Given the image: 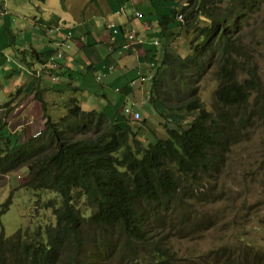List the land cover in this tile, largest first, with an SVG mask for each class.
<instances>
[{
  "label": "trees",
  "instance_id": "1",
  "mask_svg": "<svg viewBox=\"0 0 264 264\" xmlns=\"http://www.w3.org/2000/svg\"><path fill=\"white\" fill-rule=\"evenodd\" d=\"M221 1L190 0L192 6L181 9L187 22L196 11L210 18L209 26L197 27L205 40L200 45L190 41L186 56L165 54L150 73L157 87L161 74L166 78L191 71L201 78L208 65L215 62L220 82L213 113L198 98L176 110L160 109L166 117L168 137H158L146 146L136 137L134 125L124 128L122 123H114L105 110H84L72 98L60 122L52 120L42 102V130L37 135L18 138L15 144L6 140L0 150V175L28 166L24 185L54 191L59 200L45 202L44 206L52 209L55 223H48L42 233L26 230L28 236L18 232L9 239L0 238V264H55L62 250L69 251L71 264H93L119 247L120 240L109 233L111 228L150 248L145 234L154 209L176 214L178 224L184 217L189 218L193 202L207 194L199 186L220 170L223 153L250 127L247 123L252 117L264 116L259 68L250 61L253 57L248 46L252 43L231 35L261 0ZM9 32H13L12 26ZM55 51L58 52L54 49L51 54ZM175 56L185 57L178 62L182 68L174 64ZM240 67L247 75L243 82L238 78ZM169 78L161 80L167 83ZM154 106L159 108L156 101ZM141 118L136 121L145 126L148 120L145 115ZM89 130L91 137H76ZM82 196L86 199L84 208L75 204V199ZM243 254L256 264L254 246ZM221 255L237 260L231 251ZM174 260L173 252L171 255L164 248L157 263L177 264Z\"/></svg>",
  "mask_w": 264,
  "mask_h": 264
},
{
  "label": "rangeland",
  "instance_id": "2",
  "mask_svg": "<svg viewBox=\"0 0 264 264\" xmlns=\"http://www.w3.org/2000/svg\"><path fill=\"white\" fill-rule=\"evenodd\" d=\"M15 1L23 6L26 3L22 0ZM35 1L36 3L28 0L25 5L29 8L30 13L26 17V22L31 23L30 25L25 24V28L29 29V26L31 28L33 20L38 25L47 24L46 26H37L38 30L35 34L39 36L41 43L37 42L36 36H34L32 43L29 42L30 34H25L28 31L19 28L15 30L13 36L15 37L21 31L24 33L21 36L22 41H18L16 44L23 45L20 47V50L23 49V51L16 52L19 50L13 51L11 47L9 50L13 54V56L10 54V58L14 59L19 66L24 63L26 67L33 68L35 60L32 59L38 55L34 49H37L40 52L38 56L44 60L38 66L42 68V71L39 78H34L32 72L28 73V83L30 82L31 86L34 82L35 90L31 88L24 90L23 79L21 83L15 79L0 80V88L8 85L6 92H0V150L5 147L7 139L15 144L19 137L38 132L44 123L42 102L46 104L47 112L52 120L58 123L61 117L66 114V103L72 98L78 99L84 110L93 108L103 110L108 102L105 96L114 102L112 96L118 95L117 91L105 85V78H101V73L98 71L95 73L92 70L77 72L78 76L76 77L83 81L86 75H93L94 80L87 81V84H90L88 91L94 97L92 101L87 100L85 94L70 87L61 89L65 84L61 75L70 66L69 57L72 56L74 65L77 61L75 58V38L78 37L81 41L79 37L86 34L88 38L89 33L75 31V36L70 37L68 33L60 29L57 30L54 25L62 19L76 22L81 18L90 16L92 11L89 5L82 6L79 5V2L66 5L63 0ZM153 1L158 2L160 0ZM162 1V4L158 6L165 9L167 1ZM172 1L174 2L175 13H180L183 1L187 2L186 7L192 6L188 0H178L177 5L174 0ZM225 1L227 0H222L220 3ZM45 8L51 13L53 20L40 17L43 16ZM8 11V8L4 7L0 11V17H4ZM149 11L154 12L155 9L150 8ZM10 12V18L15 27L20 24L24 17H21L20 12L17 13L13 10ZM33 13H36L38 18L32 17ZM194 13L188 22L186 20L180 22L179 19H176L174 24L180 29L188 23L194 25L191 27L188 39L194 41V44L200 45L204 42L205 35L204 37L201 36L197 27L209 26L210 18L203 13L198 14V11ZM244 17L238 28L231 32V35L234 39L240 37L244 42L252 43L248 46L253 57L250 61L258 65L262 88L264 89V0H261V3L256 1L252 14H246ZM34 31L32 30V32ZM8 35L9 33L6 35L8 42L15 45L14 37L10 40ZM26 43L27 46L25 47L24 44ZM51 47L65 55V57L58 59L61 65L59 71L61 74L54 73L53 64L49 61L48 55L51 54L49 52ZM98 47L103 49L106 46L100 41H92L91 44L87 45L88 51ZM169 47L171 53H185L181 56H186L187 51L190 52L191 49L188 44L182 42H176L174 46L170 45ZM4 49L6 50L8 47H4ZM181 56H175L174 64L182 68L178 62L185 57ZM93 58L96 59L95 54H93ZM212 64L208 65L201 78L197 73L191 71L185 72L182 76L175 75L166 78H163L161 74L157 87H154L152 79V83L151 81L149 83L151 88L149 95L151 97L146 98V103L151 109L145 107L146 113H140L141 116L145 115L148 120L146 125L142 126L141 121L130 120V115L125 114L123 110L114 108L121 117L122 126L126 128L128 125H134L137 131L136 137L148 146L150 142H156L158 137H168L164 128L166 117L161 114L163 113L161 112L162 109L176 110L175 108L184 106L198 98L200 102L204 103V107L208 111H214L220 79L219 66ZM246 76L244 69L240 67L238 72L240 82H243ZM167 78H169L167 83H169L170 90L167 88V83L161 80ZM195 88L197 89L196 93L194 92ZM35 93L41 94L39 100L35 98ZM256 95V93L251 95L252 99H255ZM155 101L159 108L154 106ZM102 102H104L105 107H102ZM131 102V98H128L124 104L132 105ZM256 119L247 124L250 127L243 134H240L238 140L230 146L225 156H221L220 170L213 177L206 178L203 185L199 186L200 189H205L207 194L201 201L193 202L192 207H190L189 218L184 217L183 223L178 224L176 223L178 221L176 214L163 209H154L151 225L148 227L149 231L145 234L149 237L150 248L135 238L124 237L119 229L113 230L111 228L110 233L120 240V245L110 256L93 264H158L157 260L162 256L164 248L168 249V253L171 255L173 252L177 264H226L228 261L232 264H243V262L251 264L241 249V246L247 244L257 246V249L264 253V116H258ZM168 120L170 122V119ZM171 125L172 123H169V126ZM137 126H140L139 130ZM91 134L92 131L89 130L76 135V137L88 138L91 137ZM28 173L29 167L23 166L10 173L0 175V238L2 235L4 237L12 235L19 228L30 231L31 227H37L38 230H41L44 225L55 223L52 209L46 208L44 204L49 199L58 201L59 197L54 191L35 192L27 188L23 183L26 181ZM85 201L84 196L77 197L75 204L84 208L86 207ZM87 210L90 211L91 208L87 207ZM39 224L43 226H39ZM224 251H231L237 260L226 255L223 257L221 254ZM57 264H71L69 251L62 250Z\"/></svg>",
  "mask_w": 264,
  "mask_h": 264
},
{
  "label": "crops",
  "instance_id": "3",
  "mask_svg": "<svg viewBox=\"0 0 264 264\" xmlns=\"http://www.w3.org/2000/svg\"><path fill=\"white\" fill-rule=\"evenodd\" d=\"M22 1L27 3L28 0ZM31 1L36 3L35 0ZM63 1L66 5H71L75 2H79V5L82 6L89 5L92 14L76 22L62 19L57 23L59 29L66 33H70L71 37L75 36V31H86L89 33L88 38L86 34L79 37L81 41L78 37L75 38V58L77 61L74 65L72 56L69 57L68 62L70 66L67 67L63 75H61V79L65 82L61 89L70 87L71 89L77 90L79 93L85 94L87 100L92 101L94 97L88 91L90 84H87V81H93V75H86L83 81H80L76 77L78 76L77 72L92 70L96 73L98 71V73H101V78H105V85L110 86L113 90L118 92L117 96H112L114 102L110 101L108 96H105L108 102L106 108L103 109L114 123H122L119 118L120 116L116 113L114 108H118L124 112L126 107H131L134 111H139L141 114L144 112L146 113L145 107L151 109L149 104L146 103V98L151 97L149 95L151 90L149 83L151 81L150 73L153 72L155 66L153 64H157V61L164 58L165 54H172L169 52L170 45L174 46L176 42H182L189 46L191 39H188V36H190L191 27L193 26H185L181 29L179 26H175L173 19H177V17L173 8L174 2L172 0H166L167 5L165 9L158 6L162 4V0L158 2L153 0ZM174 1L177 5L178 0ZM188 1L190 2V0ZM26 3L23 6L19 5L15 0H0L1 10H3L4 7L9 10L7 12L8 14L4 17H0V80L15 79L17 82L21 83L23 79L24 83L22 84L24 90L29 88L35 90V83L33 82L31 86L30 82L28 83V73L32 72L34 78L40 77L38 74H35V72L41 73L42 71V68L38 67L44 62V60L38 56L40 52L34 49L38 55L32 59L35 60L33 68L26 67L24 63L19 66L14 59L10 58L12 51L9 50V48L11 47L13 51L19 50L16 52H22L23 49L20 50V47L23 45L16 44L18 41H22L21 36L24 33L21 31L16 34L14 37L16 41L15 45H11L8 39L4 37L9 33V28L12 26L13 30H18L19 28H24L23 31L27 30L28 32H25V34H30L29 42L32 43L34 36H36L38 38L37 42L39 44L41 43V39L35 34L38 30L37 26H46L47 24L41 23L38 25V23H34L33 20L32 27L30 28L29 26V29H26L25 24H31L26 22V17L30 15L29 8L25 7ZM181 5L183 8V5H187V2L183 1ZM150 8H154L155 11L150 12ZM11 10L17 13L20 12L21 17H24V19L20 21V24L15 27L10 18ZM137 11L143 14L142 17L137 15ZM32 17L38 18L36 13H33ZM40 17L53 20L47 8L44 9L43 16ZM178 21L181 22V20ZM10 23H12L11 26ZM32 30L35 31L32 32ZM130 36L134 38H130ZM83 37L85 38L83 39ZM92 41H100L106 47L103 49L98 47L88 51L87 45L91 44ZM24 46L26 47L27 43L24 44ZM4 47H8V49L5 50ZM53 50L54 48L51 47L49 52L51 53ZM93 54L96 55V59L93 58ZM183 54L185 53L180 55ZM11 55L13 56V54ZM11 74H13L12 77ZM59 74H61V72ZM6 88H8V85L0 88V92H6ZM128 98H131L132 105L124 104V101ZM156 104L158 103L156 102ZM101 105L103 107L104 102H102ZM93 109L98 110V108ZM129 119H134V116L129 117Z\"/></svg>",
  "mask_w": 264,
  "mask_h": 264
},
{
  "label": "clouds",
  "instance_id": "4",
  "mask_svg": "<svg viewBox=\"0 0 264 264\" xmlns=\"http://www.w3.org/2000/svg\"><path fill=\"white\" fill-rule=\"evenodd\" d=\"M183 7H186V5H183ZM0 11H2V10H0ZM2 14H4L3 12H1ZM181 13V12H180ZM6 14H8V13H5L4 14V16L6 15ZM54 27L57 29L58 28V30H59V26H58V24H55L54 25ZM13 32L15 33V30H13ZM10 33L9 32V35H8V37H9V39L10 40H12L11 38H13L14 36V33ZM70 37H71V35L70 34H68ZM58 36H59V34H58ZM6 37V36H5ZM55 54V52L54 53H52V54H49L48 55V57H49V61H50V58H51V56H53ZM60 64V63H59ZM154 65V64H153ZM60 68H61V65H60V67H59V70H58V72L56 73L55 72V70H54V73L55 74H59V71H60ZM36 74H38V76H40V73H36ZM167 88H168V90H170V87H169V83H167ZM35 98L37 99V100H39L40 98H41V94L40 93H35ZM78 100V99H77ZM79 102V101H78ZM80 104V103H79ZM201 104L203 105V107H204V103L201 101ZM82 107V106H81ZM206 110H207V108L206 107H204ZM47 111H48V109H47ZM208 111V110H207ZM43 112H44V109H43ZM208 112H210V113H213L214 111H212V110H209ZM42 116H43V113H42ZM259 115H256V116H254V117H252L251 119H250V121L248 122V123H250V122H252V121H255V120H257L256 119V117H258ZM260 116H262V115H260ZM130 117H132V116H130ZM130 120H138V119H130ZM44 122H45V120H44ZM247 123V124H248ZM44 127V123H43V126L41 127V128H39V130H38V132L37 133H33L32 135H37L41 130H42V128ZM28 136H30V135H28ZM28 136H25V137H19V138H22V139H24V138H26V137H28ZM236 140H238V138L236 139ZM232 145V144H231ZM230 145V146H231ZM230 148V147H229ZM229 150V149H228ZM228 150L226 151V152H224L223 153V155L225 156V154L228 152ZM25 183V182H24ZM23 183V184H24ZM28 188V187H27ZM29 189H31V188H29ZM33 191H35V192H40L39 190H36V189H32ZM51 200L52 199H49L47 202H51ZM47 225H49V224H46V225H44L43 227H42V231L41 230H38L37 229V227H31L30 228V231H33V230H38V233H42L43 232V230L45 229V227L47 226ZM17 232H14L12 235H10V236H8V237H4L3 235H2V237L3 238H5V239H9V238H11V237H13L16 233H18V232H20L21 234H23V236H28V233L25 231V230H23V229H21V228H19L18 230H16ZM109 233H110V231H109ZM111 234V233H110ZM112 235V234H111ZM112 238H114V239H118V238H115V237H113L112 236ZM250 246H253V245H251V244H247L246 246H241V249H242V251L243 252H245V251H247L249 248H250ZM255 248H256V263L257 264H264V253H261L260 251H259V249H257V246H255ZM62 253V251H60V254ZM60 254H59V257H60ZM101 259H105V258H101ZM101 259H99V260H101ZM99 260H97V261H99ZM59 261V260H58ZM58 261L55 263V264H57L58 263ZM173 262H175V260L173 261ZM17 264H22V263H17Z\"/></svg>",
  "mask_w": 264,
  "mask_h": 264
},
{
  "label": "built area",
  "instance_id": "5",
  "mask_svg": "<svg viewBox=\"0 0 264 264\" xmlns=\"http://www.w3.org/2000/svg\"><path fill=\"white\" fill-rule=\"evenodd\" d=\"M137 15L139 17H142V13L140 11H137ZM176 17L177 19L184 21V15L183 13H176ZM58 30V28H57ZM117 32V31H116ZM130 38H134L133 36H130ZM62 53L60 51L55 52V54L53 56H51L50 58V62H52L53 64V69L55 70V72L57 73L60 67V64L58 62V59L61 58ZM124 113L128 114L130 116H134L135 119H140L141 118V114L139 111H134L131 107H126L124 109Z\"/></svg>",
  "mask_w": 264,
  "mask_h": 264
}]
</instances>
